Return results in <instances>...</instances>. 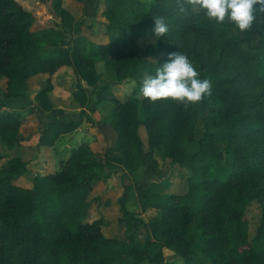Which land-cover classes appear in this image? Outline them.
<instances>
[{"label":"trees","instance_id":"obj_1","mask_svg":"<svg viewBox=\"0 0 264 264\" xmlns=\"http://www.w3.org/2000/svg\"><path fill=\"white\" fill-rule=\"evenodd\" d=\"M38 1L51 8L57 25L35 28V11L0 0V79H7L0 88V142L21 145L23 116L15 103L27 101L28 80L39 73L50 76L35 95V107L53 115L40 132V145H54L92 121L96 105L107 99L114 102L110 123L117 139L100 159L90 143L60 154V168L36 175L30 189L16 183L28 167L21 157L0 167V264H163L162 247L181 256L182 264H264V220L251 240L244 226L251 201L264 206V12L242 32L227 17L223 23L210 20L193 0H108L104 43L79 34L82 23L64 0ZM82 1L87 12L90 0ZM156 18L165 20L168 31L141 54L138 40ZM177 52L211 81V95L194 105L139 97L143 78ZM63 66L79 80L72 92L78 113L55 107L50 98L51 75ZM106 80L134 82L133 92L122 101L110 84H101ZM200 122L205 130L198 137ZM157 150L190 171L188 190L163 194L141 183L142 211L155 208L159 215L147 222L126 212V223L132 231L140 221L145 239L135 232L123 240L106 236L102 217L88 219L93 182L106 167L135 173ZM126 196L119 198L123 205ZM153 245L160 250L152 255Z\"/></svg>","mask_w":264,"mask_h":264},{"label":"rangeland","instance_id":"obj_2","mask_svg":"<svg viewBox=\"0 0 264 264\" xmlns=\"http://www.w3.org/2000/svg\"><path fill=\"white\" fill-rule=\"evenodd\" d=\"M26 9L35 11L37 13V21L35 28H44L51 25H57V17L52 14L51 8L45 4L40 3L38 0H17ZM144 3H149L152 0H140ZM108 0H90L88 4V11H84V1L82 0H64V5L69 8L76 16V20L82 23L80 35L97 42L106 40V27L107 18L105 11L107 8ZM138 9V6H135ZM70 37V36H69ZM158 35L155 34L154 28H148L144 35L139 39L137 49L141 54L145 53L146 46L155 41ZM100 65L98 69H100ZM103 69V68H102ZM66 75H68L66 73ZM65 75V76H66ZM6 79H0V88L3 90L6 88ZM37 83H30V87L27 90V95L30 96L34 93ZM114 85V84H113ZM73 86V85H72ZM74 89V86L71 88ZM118 93L121 92L122 97L127 93L133 92V86L129 83L124 87L117 88ZM72 96V95H71ZM70 96L69 103L73 104L66 106L63 109L67 112L78 113L80 111L79 106L75 100ZM142 97L141 93L138 95ZM74 103L72 102V100ZM67 104V103H66ZM71 107V108H68ZM89 111V108H87ZM27 113H39L35 111L34 107L28 106ZM37 112V113H36ZM94 113V112H93ZM41 125L45 124L44 118L39 119ZM205 128L202 122H200L197 128V136L201 137ZM88 133V129H86ZM90 132V129H89ZM140 133L144 140L145 149H149L148 146V134L144 126L140 127ZM98 132L96 135H99ZM94 135L93 137H95ZM81 143V140L79 141ZM96 151L97 158H103L106 151L111 149L113 145L107 146L105 142L98 141L97 138H93L92 142H89ZM77 146V145H75ZM117 155L118 153L114 151ZM123 167L104 169L103 176L93 182L94 190L91 193L92 206L90 209L89 220L102 217L105 221L103 225V231L108 237H114L118 239H127L132 232H135L140 238L145 239L147 234L146 229L143 227L140 221H135L130 231L127 226L126 212H132L142 217L145 221L151 222L159 215V210L155 208H149L146 211H142L140 206L138 187L141 183L150 184L155 190L160 191L163 194L180 195L188 190V177L190 171L181 167L178 164H173L170 158H165L161 152L155 151L154 155L148 158L147 166L141 168V170L135 173L122 172ZM127 193L126 204H122L119 198ZM124 220V221H123ZM264 220V206L260 205L257 200H252L248 205L245 215L244 223L247 233V239L251 240L257 236L262 227ZM245 246V245H244ZM163 264H182L183 259L176 254L172 249L168 247H162ZM160 250L159 246L153 245L151 247V254H156ZM159 260V259H158ZM157 262L146 261L142 264H157Z\"/></svg>","mask_w":264,"mask_h":264},{"label":"crops","instance_id":"obj_3","mask_svg":"<svg viewBox=\"0 0 264 264\" xmlns=\"http://www.w3.org/2000/svg\"><path fill=\"white\" fill-rule=\"evenodd\" d=\"M57 22H59L58 19ZM106 37V40L104 39L100 42H108L109 36L106 35ZM99 65L101 68L98 69V72H102L104 69L103 61L98 62L97 68ZM66 73L68 75H66ZM49 76L50 75L46 73H39L37 75L31 76V78L28 80V88L30 87V83H37L34 93L30 96L27 95V101L31 102L32 104L30 103V105H28L26 104L27 101L20 100L17 101L18 103H15V105H17L16 108L21 111L23 116V123L21 126V134L23 138L21 145L14 148H8L0 142V167H3L10 158L15 156L21 157L22 160L27 163L28 167L27 170L16 179V183L29 189L34 186L36 175H46L53 173L60 168V154L67 156L72 148H75L82 143L92 142L93 138H97L98 141L107 143V146H114L117 139V133L110 123L112 120L114 102L111 99H107L96 105V111L91 113L93 118L92 121L84 120L82 124L73 132L59 136L54 145H40V132L46 127L48 122L53 119V115L49 112H44L38 107H35V95L44 86ZM51 77L54 83V89L50 93V98L54 106L65 109L67 108L66 106L73 105L69 103V99L73 90L76 88V84L79 82L73 69L68 66H63L53 75H51ZM80 83L83 86H87V83L84 80H81ZM105 83L111 85L112 92L122 101L126 100L132 91L131 93H127L124 97H122L121 94L123 93H118V91H116L117 88L120 86L125 87L128 83L132 85L133 88L135 85V83L131 81L116 82L112 80L103 81L101 84ZM72 85L74 86L73 90L71 89L73 87ZM71 97L73 98V95ZM73 100L72 102L74 103ZM31 105L34 107L35 111H38L39 113H27L29 112L28 106ZM56 115L64 118L63 111H59L56 113ZM40 117L44 118V125H41L39 121ZM86 129H88V133L86 132ZM98 132L100 134L96 135ZM94 135L96 136L93 137ZM80 140L81 143H79ZM124 171L126 170L123 169L122 172Z\"/></svg>","mask_w":264,"mask_h":264},{"label":"clouds","instance_id":"obj_4","mask_svg":"<svg viewBox=\"0 0 264 264\" xmlns=\"http://www.w3.org/2000/svg\"><path fill=\"white\" fill-rule=\"evenodd\" d=\"M193 6H198L216 23H223L227 17L242 32L250 28L258 11L264 12V0H193ZM167 31L165 20L156 18L155 34L164 35ZM211 92V81L202 78L192 61L179 52L170 53L154 75L143 78L140 87L141 95L152 102L174 100L190 105L201 102Z\"/></svg>","mask_w":264,"mask_h":264}]
</instances>
